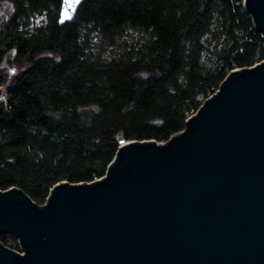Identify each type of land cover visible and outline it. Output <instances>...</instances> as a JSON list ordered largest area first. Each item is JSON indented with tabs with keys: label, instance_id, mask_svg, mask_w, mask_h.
Masks as SVG:
<instances>
[{
	"label": "trees",
	"instance_id": "trees-1",
	"mask_svg": "<svg viewBox=\"0 0 264 264\" xmlns=\"http://www.w3.org/2000/svg\"><path fill=\"white\" fill-rule=\"evenodd\" d=\"M63 6L0 0V192L38 207L58 183L104 178L121 143H166L264 61L244 0H83L62 23Z\"/></svg>",
	"mask_w": 264,
	"mask_h": 264
},
{
	"label": "water",
	"instance_id": "water-1",
	"mask_svg": "<svg viewBox=\"0 0 264 264\" xmlns=\"http://www.w3.org/2000/svg\"><path fill=\"white\" fill-rule=\"evenodd\" d=\"M83 0H64L71 21ZM264 38V0H244ZM0 264H264V61L233 70L160 145L123 142L93 185L42 207L0 192Z\"/></svg>",
	"mask_w": 264,
	"mask_h": 264
},
{
	"label": "rangeland",
	"instance_id": "rangeland-1",
	"mask_svg": "<svg viewBox=\"0 0 264 264\" xmlns=\"http://www.w3.org/2000/svg\"><path fill=\"white\" fill-rule=\"evenodd\" d=\"M3 69L5 70V72L8 74V76H12L14 74V72L16 71L15 68L11 67L8 62L6 61L3 64ZM160 145H163L164 143H158Z\"/></svg>",
	"mask_w": 264,
	"mask_h": 264
},
{
	"label": "built area",
	"instance_id": "built-area-1",
	"mask_svg": "<svg viewBox=\"0 0 264 264\" xmlns=\"http://www.w3.org/2000/svg\"><path fill=\"white\" fill-rule=\"evenodd\" d=\"M14 240H15L16 244L18 245V250H17V251L14 250V251H15L16 253L20 254V255H23L22 249H21V247H20V245H19V241L16 240V239H14Z\"/></svg>",
	"mask_w": 264,
	"mask_h": 264
},
{
	"label": "snow or ice",
	"instance_id": "snow-or-ice-1",
	"mask_svg": "<svg viewBox=\"0 0 264 264\" xmlns=\"http://www.w3.org/2000/svg\"><path fill=\"white\" fill-rule=\"evenodd\" d=\"M77 2L79 3V0H77ZM64 21H62V23H63Z\"/></svg>",
	"mask_w": 264,
	"mask_h": 264
}]
</instances>
